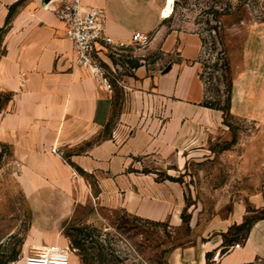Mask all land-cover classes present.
<instances>
[{"label": "crops", "instance_id": "crops-1", "mask_svg": "<svg viewBox=\"0 0 264 264\" xmlns=\"http://www.w3.org/2000/svg\"><path fill=\"white\" fill-rule=\"evenodd\" d=\"M20 1L0 0V29L8 21L10 7ZM83 3L104 9L110 33L129 40L136 31L151 34L162 28L172 0ZM164 28L152 47L161 41L160 49L176 52L180 60L151 75L145 66L138 68L136 78H128L126 103L111 126L115 93H108L88 70L76 65L73 46L51 6L29 0L12 17L4 37L5 53L0 55V96H8L0 106V155L19 165L18 181L41 243L54 245L64 225L85 207L122 209L144 219L170 218L173 225H181L184 197L178 184L136 169L142 163L168 162L169 156L179 162L186 134L200 123L201 115L218 120L222 113L200 106L206 97L200 77V35ZM254 37L259 46L264 45V25L252 32L248 44ZM242 81L249 91L242 94L238 112L234 82L232 113L257 119L264 113V101L253 104L249 93L264 90V80ZM149 110L161 116L136 118ZM80 172L95 177V194ZM245 218L242 208H237L206 233L200 229L191 242L168 254L167 264H264V217L251 224L246 238H226L230 228L240 226ZM237 242L242 243L240 249L233 248Z\"/></svg>", "mask_w": 264, "mask_h": 264}, {"label": "rangeland", "instance_id": "rangeland-1", "mask_svg": "<svg viewBox=\"0 0 264 264\" xmlns=\"http://www.w3.org/2000/svg\"><path fill=\"white\" fill-rule=\"evenodd\" d=\"M27 1L22 0L9 9L8 21L0 29V55L5 53L4 37L9 23ZM38 1L47 7L55 0ZM240 3L239 0H175L173 8L172 0L164 11L167 19L162 28L150 34L152 43L164 27L165 32L177 30L200 35L204 41L200 64L206 93L200 106L222 113V119L218 120L201 115L200 123L186 134L179 162H172L169 156L168 162L142 163L136 169V172H153L158 179L178 184L184 197L181 225H173L170 218L144 219L122 209L82 208L64 225L61 237L54 243L70 247L72 264H167V256L173 249L191 242L201 234L200 229L206 233L215 222L228 220L237 208L244 211V222L264 217V113L257 119L233 114L234 85L229 113L224 115L217 110L226 105L228 86L221 69L222 46L214 27H219L221 39L228 48L225 57L233 84L237 82L238 112L242 109V94L249 91L242 79L264 80V45L259 46L255 37L248 44L252 32L256 34V28L264 25V0H247L238 10ZM231 4L237 9L230 10ZM160 47L161 41H158L154 47L151 44L146 49L134 50L130 59L123 54L114 64L116 72L111 74L115 107L111 126L118 122L126 103L128 78H136L138 68L145 66L151 75L180 60L176 52L165 53ZM249 95L253 104L264 101V90ZM7 99L8 96H0V106ZM135 116L149 120L161 115L149 110L147 114ZM109 131L110 127L106 134ZM18 173V164L12 163L10 156L0 155V264H24L28 254L48 245L40 242L39 233L34 229L33 212L18 181ZM82 175L95 194V177ZM246 236L247 227L233 226L226 238L238 240Z\"/></svg>", "mask_w": 264, "mask_h": 264}, {"label": "built area", "instance_id": "built-area-1", "mask_svg": "<svg viewBox=\"0 0 264 264\" xmlns=\"http://www.w3.org/2000/svg\"><path fill=\"white\" fill-rule=\"evenodd\" d=\"M50 3L47 6L52 5L51 10L73 46L76 65L88 70L91 77L110 94L114 92L111 74L116 72L114 64L124 57L123 54L130 59L134 50L146 49L152 44L150 34L141 31L134 32L129 40L116 39L109 31L105 10L85 6L83 0H55ZM241 247V242L233 246L234 249ZM70 252L68 246H47L28 254L24 264H72Z\"/></svg>", "mask_w": 264, "mask_h": 264}, {"label": "trees", "instance_id": "trees-1", "mask_svg": "<svg viewBox=\"0 0 264 264\" xmlns=\"http://www.w3.org/2000/svg\"><path fill=\"white\" fill-rule=\"evenodd\" d=\"M174 1L173 0V8H174ZM241 3H240V6H238V10H240L245 4H247V0H239ZM173 8H172V13H173ZM236 7H234L232 4L230 5V10H233L235 9ZM236 8V9H237ZM216 13V19L215 21L217 22V19H218V16H217V12ZM219 24H221V21L219 20ZM216 32V36L218 37V39L220 40V45L222 46V54L224 55L223 58H221L222 60V64H221V69L223 71V78L228 86V95H227V100H226V105L224 108H217V110H220L224 113V115H227L230 111V106H231V96H232V90H233V77H232V73H231V68H230V64H229V61L228 59L225 57L226 55V52L228 50L227 48V45L225 43V41L223 40V38L221 39V36H220V33H219V27L216 26L213 28ZM202 43L204 45V41L202 39ZM201 79H202V75H200ZM254 221H252L251 223L249 222H244L243 224H241L240 226H245L247 227V232L249 231L250 227H251V224L253 223ZM239 226V227H240Z\"/></svg>", "mask_w": 264, "mask_h": 264}, {"label": "bare ground", "instance_id": "bare-ground-1", "mask_svg": "<svg viewBox=\"0 0 264 264\" xmlns=\"http://www.w3.org/2000/svg\"><path fill=\"white\" fill-rule=\"evenodd\" d=\"M43 249H45V248H43ZM43 249H40V248H39V250H43Z\"/></svg>", "mask_w": 264, "mask_h": 264}]
</instances>
